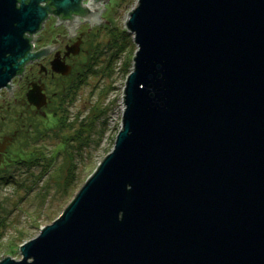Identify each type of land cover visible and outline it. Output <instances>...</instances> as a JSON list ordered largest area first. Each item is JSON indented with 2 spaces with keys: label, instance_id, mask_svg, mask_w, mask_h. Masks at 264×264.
Masks as SVG:
<instances>
[{
  "label": "water",
  "instance_id": "obj_1",
  "mask_svg": "<svg viewBox=\"0 0 264 264\" xmlns=\"http://www.w3.org/2000/svg\"><path fill=\"white\" fill-rule=\"evenodd\" d=\"M81 1L0 0V88L42 54L29 50L48 14ZM88 5L91 26L103 5ZM128 14L137 48L111 151L0 264H264V0H138ZM28 98L46 104L40 88Z\"/></svg>",
  "mask_w": 264,
  "mask_h": 264
},
{
  "label": "rangeland",
  "instance_id": "obj_2",
  "mask_svg": "<svg viewBox=\"0 0 264 264\" xmlns=\"http://www.w3.org/2000/svg\"><path fill=\"white\" fill-rule=\"evenodd\" d=\"M97 1L103 5L100 21L91 20L90 26V20L81 16L76 23L86 31V48L95 61L88 64L85 58L90 56L81 55L71 76L47 81L49 92L57 95L48 114L32 119L36 131L22 146L26 152L0 169V258L21 257L19 245L61 213L111 151L122 127L123 90L130 73L126 75L123 63L129 54L128 70L133 69L137 48L125 22L138 0ZM55 22V18L48 20L41 33L45 35ZM95 114L98 117L92 127L78 139L73 138L81 124L87 125ZM64 116L73 126H60Z\"/></svg>",
  "mask_w": 264,
  "mask_h": 264
},
{
  "label": "flooded vegetation",
  "instance_id": "obj_3",
  "mask_svg": "<svg viewBox=\"0 0 264 264\" xmlns=\"http://www.w3.org/2000/svg\"><path fill=\"white\" fill-rule=\"evenodd\" d=\"M48 3L49 1H46L44 4ZM53 9L50 6V10ZM89 10L88 0H82L80 8L76 12L70 11L67 15L50 12L39 33L34 35L36 38L33 48L29 50V53L42 51V54L20 64L16 75L6 86L0 88V169L6 168L10 164L9 162L26 152L22 146L36 131L32 119L35 116L48 114V107L57 95L55 92H49L47 81L71 76L76 69V59L81 55L90 56L85 58V60H89L88 64L95 61L90 49L86 48L88 42L85 36L86 31L84 32L76 24L77 21H81L79 18ZM51 18H55L57 23L52 24L49 27L51 30H48L44 35L42 33L45 32V23ZM77 44L79 50L74 53L72 50H76ZM71 47L73 48L71 49ZM55 57L71 66L69 74L64 75L52 70L51 61ZM81 73L77 71L78 76H81ZM32 88H40L41 92L45 93L46 104L38 108L30 101L28 92Z\"/></svg>",
  "mask_w": 264,
  "mask_h": 264
},
{
  "label": "trees",
  "instance_id": "obj_4",
  "mask_svg": "<svg viewBox=\"0 0 264 264\" xmlns=\"http://www.w3.org/2000/svg\"><path fill=\"white\" fill-rule=\"evenodd\" d=\"M115 42H117L116 41V39L114 40ZM131 45V44H130ZM119 51L121 50L119 47L117 48ZM129 57V54H128V56L125 58V61H124V63H123V68H124V70H125V72H126V75H127V73L128 72H130L131 71V69H129L128 70V68H129V65H130V57ZM78 117H79V115H78ZM97 117H98V115H93V117H92V119L89 121V123H87V125H84L83 123L81 124L82 125V127L79 129V131H77V135H75V137H73V138H75V139H78V136L79 137H81L82 135L81 134H83V132H85V131H88L91 127H92V124H94V122L97 120ZM68 119H67V117L66 116H64V117H62V119H61V122L59 123L60 124V126H63V127H65V126H73V124H72V122H68L67 121ZM81 122H83V121H81ZM86 138H88V135L86 136ZM83 141L81 140L80 141V143H79V146H80V144L82 143ZM78 146V147H79ZM73 179V177H71V180ZM69 181H70V178H68L67 180H66V182L67 183H69Z\"/></svg>",
  "mask_w": 264,
  "mask_h": 264
}]
</instances>
